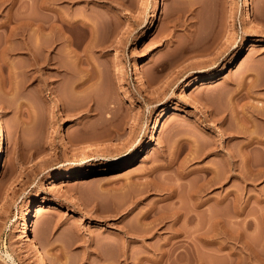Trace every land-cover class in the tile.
Returning <instances> with one entry per match:
<instances>
[{
  "label": "rangeland",
  "instance_id": "374dc122",
  "mask_svg": "<svg viewBox=\"0 0 264 264\" xmlns=\"http://www.w3.org/2000/svg\"><path fill=\"white\" fill-rule=\"evenodd\" d=\"M43 2L0 0V264H264V0Z\"/></svg>",
  "mask_w": 264,
  "mask_h": 264
},
{
  "label": "bare ground",
  "instance_id": "6f19581e",
  "mask_svg": "<svg viewBox=\"0 0 264 264\" xmlns=\"http://www.w3.org/2000/svg\"><path fill=\"white\" fill-rule=\"evenodd\" d=\"M42 2H43V0H42ZM44 2H45V0H44ZM43 2V3H44ZM46 3V4H45ZM44 4L45 5H47L48 3H47V0H46V2H45ZM42 4V3H41ZM243 4V6H246L245 5V3L243 2L242 3ZM49 5V4H48ZM47 5V6H48ZM41 7H39V8H41V11H43V10H47V12H49L50 14L52 13V15H50L49 13L47 14V19L46 18H42L41 16H40V19L38 20V22H37V24H36V28H35V30H34V32L36 33H34L35 35H37L36 37H37V39L39 40V48H41L40 49V51H42L43 49H44V39L46 38H48V37H52L53 36V34H54V31L56 30L55 29V24L53 23V9H51V8H49V7H46V6H42V5H40ZM244 14H247V13H244ZM46 19V20H45ZM29 25H31V24H29ZM141 25H143V23H141ZM32 26V25H31ZM34 28V27H33ZM145 27L144 26H142L141 27V29H144ZM33 33V32H32ZM55 33H56V31H55ZM34 36V35H33ZM36 39V40H37ZM49 39H51V38H49ZM51 41V40H50ZM48 42V41H47ZM256 42H261V41H255V42H250L249 44H250V46H255L256 45ZM38 43V42H37ZM46 44H48V43H46ZM46 46H48V45H46ZM179 50V49H178ZM245 50H246V45H242L241 46V48H240V51L236 54V55H234L233 57H231L220 69H218L216 72H213V73H208V74H206V76H201V75H199V76H197V77H195V79H194V81H193V83L190 85V89L192 90L191 92H193L194 90H196L197 88H199L200 86H203V85H208V84H210V83H212L216 78H218L219 76H223L225 73H227V71H229V70H231L244 56H245ZM37 52V51H36ZM177 52V51H176ZM38 53V52H37ZM42 53V52H41ZM44 53V52H43ZM175 52L173 51L172 52V54H174ZM182 53V52H181ZM40 54V53H39ZM122 55V54H121ZM36 56H37V54H36ZM118 56V55H117ZM119 56H120V54H119ZM171 56H173V55H171ZM171 56H170V58H171ZM182 54H179V52H178V54L176 55H174L170 60H166L165 62H164V65H163V70H167V71H169L171 68H173V70L175 69V70H178L179 69V67H180V65H181V60H182ZM38 57H39V55H38ZM41 58V57H40ZM42 58H44V57H42ZM41 58V59H42ZM166 59H169V58H166ZM186 60V59H185ZM38 61V60H37ZM39 61H41V60H39ZM42 61H43V59H42ZM42 61L41 62H39V64L41 63L42 65L45 63V62H43L42 63ZM163 64V63H162ZM40 67V66H39ZM181 68V67H180ZM40 71H42V69H40ZM172 72V71H171ZM174 72V71H173ZM166 74V73H165ZM45 76V75H44ZM170 78V76L168 75V73H167V76H166V79L167 78ZM44 78V77H43ZM179 80V79H178ZM178 80H176V82L178 81ZM185 80H183V82H184ZM175 82V83H176ZM79 83V85L77 84V87H79L80 86V82H78ZM83 83V82H82ZM148 83V86L149 87H151L154 83H155V80H154V78L152 79H149V81L147 82ZM165 83V82H164ZM164 85V84H163ZM162 85V87H160L158 90H157V95L158 96H164L165 94H164V92L165 91H163V86ZM44 86V85H43ZM166 86H168L167 85V83H166ZM165 86V87H166ZM83 88V87H82ZM78 89H80V88H78ZM76 91V90H75ZM81 91V90H80ZM158 98H161V97H158ZM157 98V99H158ZM62 100V99H61ZM65 100V99H64ZM104 103V102H103ZM101 104L102 103H100L99 104V107L101 106ZM79 105V104H78ZM85 105V104H84ZM103 105H105V104H103ZM101 106V107H104V106ZM86 106V105H85ZM79 107V106H78ZM80 108H81V105H80ZM77 109V108H76ZM76 109H74V111L76 110ZM83 109H85L84 107H83ZM99 109H101V110H99ZM104 109V108H103ZM80 110V109H79ZM94 111L93 112H97L98 111V114H101V116H102V114L104 113V110L102 111V108H98V110L97 109H93ZM96 110V111H95ZM203 110V109H202ZM67 111V110H66ZM73 111V112H74ZM78 111V110H77ZM76 111V112H77ZM70 112H72V111H70ZM87 113H86V115L85 116H88L89 115V111L87 110L86 111ZM166 112H167V109L166 108H164V109H162L161 110V112H160V116H165V114H166ZM204 112V111H203ZM81 113V112H80ZM70 113L68 112V115H69ZM73 114V113H72ZM76 114V113H75ZM98 114H96V115H98ZM74 115V114H73ZM77 115H78V112H77ZM67 116V115H66ZM75 116V115H74ZM100 115H99V117H101ZM104 116V115H103ZM68 117V116H67ZM73 117V116H72ZM110 117H112V116H110ZM110 117H106V119L104 120L105 122L102 124V126L103 127H105V129H109L107 132H112V131H110L113 127L110 125V124H112V123H110L111 121H110V119H112V118H110ZM69 118H70V116H69ZM108 118H110L109 120H108ZM104 119V118H103ZM103 119H102V122H103ZM101 120V119H100ZM114 121V120H113ZM101 123V122H100ZM101 125V124H100ZM113 125V124H112ZM101 126V127H102ZM111 126V127H110ZM102 127V128H103ZM80 128V127H79ZM82 128V127H81ZM83 129V131H85L84 130V128H82ZM104 129V128H103ZM114 129V128H113ZM112 129V130H113ZM116 129V128H115ZM114 129V130H115ZM0 130H2V124H0ZM97 130V129H96ZM90 131V130H89ZM100 131V130H99ZM104 131V130H103ZM102 131V132H103ZM82 132V131H81ZM105 132H106V130H105ZM89 133V132H88ZM90 133H91V131H90ZM97 133V132H96ZM104 133V132H103ZM87 134V133H86ZM93 134V133H92ZM98 134H99V132H98ZM100 134H101V132H100ZM110 134V133H109ZM90 135V134H89ZM92 136V135H91ZM107 136H108V134H107ZM113 136V135H112ZM95 137V136H94ZM102 137H106L104 134H102ZM98 139H100V138H98ZM97 139V140H98ZM105 139V138H104ZM87 160H88V157H81V158H79V159H76V160H74V159H71V160H67V161H65V165L64 166H68L66 169H68V168H72L73 166L75 167V166H81L82 164H84V163H86L87 162ZM58 168H60V166L58 167ZM102 173H104L105 174V172H106V169H102V171H101ZM102 173H98V174H102ZM56 174H58V175H60L61 174V170H58L57 171V173ZM214 175V174H213ZM90 176H92L91 174H88V175H86L85 176V178H89ZM228 196V195H227ZM69 202H71L72 204H78V201L76 200V199H74L72 196L71 197H69ZM47 206V207H46ZM42 207H46L47 209H49V210H53V211H55V210H58V209H60L61 207H60V205H57V204H45L44 202H41V203H38L37 204V206H36V208H35V211H34V213L32 212V214L29 216V220H32V218H34L35 216H36V214H38L40 211H41V208ZM209 226V225H208ZM32 227V225H30V224H27V223H23L22 225H21V227H20V230H19V232H18V238H20L21 240H23V242L26 244V246H27V250H28V255L30 256V257H32L34 260H36V263L37 264H48V262H47V258L45 257V255H43V253L41 252V250H40V248H39V246H38V244L36 243V241L34 240V238L31 236V233H30V228ZM210 227V226H209ZM207 229V228H206ZM208 230L209 231H213L214 230V228H208ZM207 230V231H208ZM208 231V232H209ZM9 258V257H8Z\"/></svg>",
  "mask_w": 264,
  "mask_h": 264
}]
</instances>
